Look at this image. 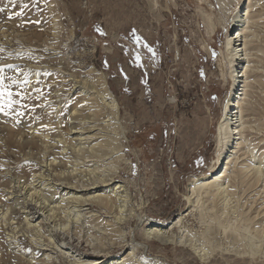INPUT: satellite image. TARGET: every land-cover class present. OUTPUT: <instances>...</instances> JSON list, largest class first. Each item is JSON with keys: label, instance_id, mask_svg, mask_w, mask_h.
Here are the masks:
<instances>
[{"label": "rangeland", "instance_id": "374dc122", "mask_svg": "<svg viewBox=\"0 0 264 264\" xmlns=\"http://www.w3.org/2000/svg\"><path fill=\"white\" fill-rule=\"evenodd\" d=\"M260 2L0 0V77L5 93L10 91L12 100L18 101L8 107L6 94L0 101L4 108L0 111V208L9 207V224L0 227L2 249L7 234L23 221L24 193L11 186L20 178L31 180L34 172L43 170L42 161L61 159V147L71 146L67 130L87 120L93 110L91 97L80 94L81 88L86 83L100 91L101 73L119 109L120 152L126 162H118L113 183L124 186L134 210L122 225L127 245L143 244L137 256L149 258L152 264H204L188 249L147 242L145 231L160 226L177 240L184 230L174 226L179 215L184 226L199 231L186 202L190 183L223 171L222 157L227 152L241 154L247 143L257 153L264 151V29L257 28L261 35L256 39H246L248 52L237 50L233 61L230 56L233 44L242 48V34L251 36L244 29L249 11H262L258 20H264ZM246 7L248 13L238 14ZM236 16H241L239 22ZM239 100L245 101L243 122L249 129L242 145L236 147L234 140L222 155L224 119ZM98 115V126H104L107 118L102 112ZM73 158L66 148L63 159ZM244 158L238 165L250 161ZM64 160L53 166L56 172L67 169ZM55 180L58 183L59 178ZM245 190L239 189L240 199L250 202L255 193L246 195ZM255 198L264 205L259 195ZM87 208L100 216V224L110 218L96 205ZM27 209L37 223L32 204ZM141 211L142 219L136 216ZM15 233L12 248L17 256L5 252L3 259L25 264L32 258L40 264L41 248L28 234ZM55 241L73 256L98 258L81 238L60 234ZM50 252L52 264H66L58 251ZM110 254L123 258L126 246ZM245 260L217 252L209 264H250Z\"/></svg>", "mask_w": 264, "mask_h": 264}, {"label": "bare ground", "instance_id": "6f19581e", "mask_svg": "<svg viewBox=\"0 0 264 264\" xmlns=\"http://www.w3.org/2000/svg\"><path fill=\"white\" fill-rule=\"evenodd\" d=\"M232 1L237 4L238 0ZM260 1L258 6L264 9V0ZM248 9L249 7H246L242 13L238 11V14L243 15ZM249 12V16L245 17L247 27L244 29H247L246 31H249L251 36L241 35V49H237L241 44L236 46L233 44L230 50L232 61L238 54L237 50H242L244 53L248 52L245 50L248 46L246 39L251 37L256 39L261 35L257 28L264 29V20H258L261 18L262 11H257L259 14H253L251 10ZM238 18L241 16H236L235 22H239ZM234 26L239 28L241 25ZM227 45L230 49L231 44L228 43ZM244 73L247 74V72ZM104 76L101 73L98 75L100 91H97V88L95 89L93 86L88 87L86 83L83 84L80 94H83L87 99L91 97L90 101L93 102L90 104L94 103L93 110L91 108V115L85 118L87 120L76 124L75 129L69 127L67 130L70 133L71 146L61 147V159L53 158L47 164L42 161V165L39 167L43 170L34 172L31 180L25 182L20 178L15 181V187L14 184L11 186V188L18 189L17 192L22 191L24 193L23 221L19 226L13 228V232H7V241L3 249L0 243V264H12V262L3 259L5 252L17 256L12 248V245L15 244L16 230L28 234L36 248H41L44 257L40 264H52L53 258L50 250L58 251L66 264H152L149 258L137 256V252L143 244L131 242L127 245L126 233L122 228L134 210L130 207L129 195L124 186L113 183L118 162L125 160L120 152L122 134L120 132L118 104L108 92ZM243 94L247 97L245 93ZM244 102V100L243 102L237 101L236 109L230 112L232 114H226L224 119L226 124L222 128V155L229 149L234 140H236V147L245 141V134L249 128L248 122H243L244 111L241 103ZM89 106L91 107V105ZM101 112L107 118L101 123L104 126H98L96 122L97 116ZM233 113L235 114L233 115ZM234 135H238L237 138ZM63 139L62 142L65 144L66 140ZM231 139L233 140L231 141ZM42 143L44 144V142ZM66 148L74 154L71 161L63 159ZM46 149L44 148V152ZM254 150L255 148L251 149L247 143L244 152L241 154L240 151L227 152V155L222 157V163L225 161L221 168L224 169L223 171L221 170L214 176L208 175L193 180L190 183L186 202L189 214L200 225L199 231L194 232L186 227L187 225L184 226V217L179 215L174 226L179 230H184L177 240L174 239L173 233L169 234L163 231L160 226L147 228L145 240L147 242L160 241L176 248L188 249L198 261L204 264L211 263L217 252L234 256L236 259H243V261L246 259L245 261L250 264H264V205L257 204V198H255L256 195H259L264 204V151L257 153ZM241 156H244V159L250 158V161H239L243 164L238 165ZM63 160L68 166L67 169L65 171L60 169L62 171L56 172L53 166L58 165ZM55 178H59L58 183H56ZM68 178H71L73 182H68ZM240 188L246 189L243 194L255 193L250 202L241 201ZM95 190L97 192L102 190V192L97 193ZM10 195H13L12 191ZM31 204L37 216L36 219H39L37 223L30 219L31 213H28L27 208ZM91 204L100 207L110 217L105 224H100L101 221H98L100 216L98 217L97 213L87 208ZM4 208H0V227L2 225L5 227L8 223L9 207ZM136 216L142 219L143 211ZM42 229H45V234ZM60 234L71 238H81L89 246L93 255L98 258L73 256L68 247L58 248L55 239ZM217 235L219 237L216 240ZM120 246H126L127 255L118 259L111 258L110 253ZM10 257L12 258V256ZM31 260L32 258L25 264H34L35 262ZM55 260L58 261L57 258Z\"/></svg>", "mask_w": 264, "mask_h": 264}, {"label": "snow or ice", "instance_id": "6c2138e0", "mask_svg": "<svg viewBox=\"0 0 264 264\" xmlns=\"http://www.w3.org/2000/svg\"><path fill=\"white\" fill-rule=\"evenodd\" d=\"M137 39H139V38L137 37ZM137 59H139V57H137ZM0 71H2V69H0ZM12 83L15 84V83H17V81L13 80ZM23 83L26 84L27 81L25 80V81H23ZM5 88H6V86L3 84V78L0 77V101L3 100V98H4L5 94H6L7 97H8V101H9V103L7 105L8 107H10L12 103H18V101H13L12 100V93L10 91L5 93ZM17 95H21L22 96L23 94L22 93H17ZM3 110H4V108L0 107V111H3Z\"/></svg>", "mask_w": 264, "mask_h": 264}]
</instances>
